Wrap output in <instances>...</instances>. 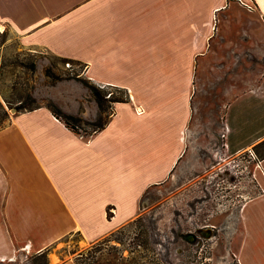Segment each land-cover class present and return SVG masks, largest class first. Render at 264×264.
<instances>
[{
	"label": "crops",
	"instance_id": "obj_1",
	"mask_svg": "<svg viewBox=\"0 0 264 264\" xmlns=\"http://www.w3.org/2000/svg\"><path fill=\"white\" fill-rule=\"evenodd\" d=\"M229 8L232 16L249 11L264 48V0H0V37L11 32L27 48L81 62L94 84L128 98L112 105L110 123L91 137L45 106L16 112L0 127V264L30 254L77 264L65 249L55 252L58 244L73 235L94 244L127 226L151 187L190 168L179 167L185 151L193 142L202 152L196 144L205 134L222 142L227 178V160L255 153L264 142V74L248 90L215 87L216 100L200 84L213 21ZM255 177L260 192L243 201L227 238V254L240 264H264L263 157Z\"/></svg>",
	"mask_w": 264,
	"mask_h": 264
},
{
	"label": "rangeland",
	"instance_id": "obj_2",
	"mask_svg": "<svg viewBox=\"0 0 264 264\" xmlns=\"http://www.w3.org/2000/svg\"><path fill=\"white\" fill-rule=\"evenodd\" d=\"M184 10L186 12V8ZM234 11L229 8L226 16L216 15L213 21L208 55L212 59L205 63L206 76L204 83H200L206 88L207 98L216 100L220 97L221 92L215 93V87L217 90L238 88L237 92L248 90L253 81L256 84L264 74V48L258 44L259 37L250 30V13L244 10L232 16ZM187 15L186 12L185 17ZM85 70V65L64 63L47 50L27 48L11 32H4L0 37V103L9 118L15 114L12 110H16L20 97L29 93L38 106L55 104L63 113L82 119L80 132L86 137L87 133H92L89 124L100 122V118L108 120L111 110H99L82 83V80H89ZM48 72L50 77L46 76ZM100 88L126 97L121 89ZM6 102H10L9 106ZM226 107L227 104L219 112L221 123ZM210 114L206 112L204 119ZM207 120L205 127L211 119ZM6 122L0 109V127ZM209 139L205 134L197 142L198 147L204 148L200 153L190 142L179 165L182 167L184 162L190 164V168L179 174L177 170L170 180L151 187L141 200L139 215L127 226L94 244L73 235L58 244L55 252L65 249L77 264H239L232 254H227L230 248L227 238L234 229V216L243 201L260 192L255 179L260 157L255 154L258 160L251 159L246 163L249 153L243 152L235 159L227 160L233 162L231 175L227 178L224 175L226 160L223 162L218 152L222 142L215 144ZM207 146L212 150L205 149ZM198 160L201 170L197 167L193 172L192 164L198 165ZM206 164L209 167L206 168ZM213 171L218 176L212 184H198ZM207 228L212 231L210 238L198 233ZM189 235L195 236L193 242L187 239ZM45 260V256L30 254L3 264H46Z\"/></svg>",
	"mask_w": 264,
	"mask_h": 264
},
{
	"label": "trees",
	"instance_id": "obj_3",
	"mask_svg": "<svg viewBox=\"0 0 264 264\" xmlns=\"http://www.w3.org/2000/svg\"><path fill=\"white\" fill-rule=\"evenodd\" d=\"M62 62L64 63H71L74 65H84L81 62L74 61V59H66V58H60ZM47 77H50L51 75L46 73ZM83 85L90 91L92 97L97 102V106L100 111L105 112L106 109L110 108L111 114L109 116V119L104 121L102 118H100V122H96V124H89L90 127H92V133H87V136L91 137L94 134L100 132L103 130L108 123H110V119L112 117L113 111H112V105L120 102H127V94L126 97H120L116 96L114 93H108V91H105L103 88H100L98 85L94 84L90 79L89 80H82ZM123 90V89H121ZM125 92V90H123ZM126 93V92H125ZM7 106H9L10 102H6ZM41 106H38L37 101L29 94L27 93L25 96L20 97L19 103L16 106V111L20 113L33 111L35 109H39ZM46 108L50 109L54 116L61 120V122L70 130H72L73 133L77 135H82L80 132V126L84 122L82 119L76 118L72 115L63 113L60 109H58L55 104H49L45 106ZM0 109L3 111L4 115L6 116V121H8L10 118L7 114V112L3 109V105L0 103ZM86 124V123H84ZM2 127V126H1ZM254 151L257 154L258 157H263L264 159V142H261L257 146L254 147ZM112 217V213L108 211V218L110 219ZM45 256V254L41 255Z\"/></svg>",
	"mask_w": 264,
	"mask_h": 264
},
{
	"label": "water",
	"instance_id": "obj_4",
	"mask_svg": "<svg viewBox=\"0 0 264 264\" xmlns=\"http://www.w3.org/2000/svg\"><path fill=\"white\" fill-rule=\"evenodd\" d=\"M12 112H13V113H16L17 111H16V110H12ZM204 230L209 231V232L211 233L210 237L212 236V231H211V229L207 228V229H204ZM199 234H200V233H199ZM200 235H202V234H200ZM188 237H190V238H188ZM203 237H205V238H210V237L205 236V235H203ZM187 239L190 240L191 242H193V240H195V236H193V235H192V236L189 235V236H187Z\"/></svg>",
	"mask_w": 264,
	"mask_h": 264
},
{
	"label": "built area",
	"instance_id": "obj_5",
	"mask_svg": "<svg viewBox=\"0 0 264 264\" xmlns=\"http://www.w3.org/2000/svg\"><path fill=\"white\" fill-rule=\"evenodd\" d=\"M244 159H245V158H244ZM251 159L258 160V159H257V156H256L255 153H253V152H249V158H248V160L245 159V160H246V163H249V161H250ZM230 166H232V168H233V162L230 163ZM239 264H240V263H239Z\"/></svg>",
	"mask_w": 264,
	"mask_h": 264
},
{
	"label": "bare ground",
	"instance_id": "obj_6",
	"mask_svg": "<svg viewBox=\"0 0 264 264\" xmlns=\"http://www.w3.org/2000/svg\"><path fill=\"white\" fill-rule=\"evenodd\" d=\"M198 233L205 235V236H208V237L211 235V233L207 230H202V231L198 230ZM206 233H208V234H206Z\"/></svg>",
	"mask_w": 264,
	"mask_h": 264
},
{
	"label": "flooded vegetation",
	"instance_id": "obj_7",
	"mask_svg": "<svg viewBox=\"0 0 264 264\" xmlns=\"http://www.w3.org/2000/svg\"><path fill=\"white\" fill-rule=\"evenodd\" d=\"M206 234H208V233H206Z\"/></svg>",
	"mask_w": 264,
	"mask_h": 264
}]
</instances>
